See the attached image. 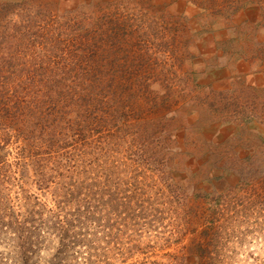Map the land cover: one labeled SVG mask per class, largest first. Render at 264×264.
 <instances>
[{
    "label": "trees",
    "instance_id": "obj_1",
    "mask_svg": "<svg viewBox=\"0 0 264 264\" xmlns=\"http://www.w3.org/2000/svg\"><path fill=\"white\" fill-rule=\"evenodd\" d=\"M120 6L0 0V264H186L156 240L160 201L178 189L179 109L140 57L111 52L127 30L106 51L112 28L128 26L114 23ZM206 231L197 264H223Z\"/></svg>",
    "mask_w": 264,
    "mask_h": 264
},
{
    "label": "rangeland",
    "instance_id": "obj_2",
    "mask_svg": "<svg viewBox=\"0 0 264 264\" xmlns=\"http://www.w3.org/2000/svg\"><path fill=\"white\" fill-rule=\"evenodd\" d=\"M114 1L123 4L114 23L128 26L112 28L113 42L107 44L106 51L113 43L121 44L122 30H127L125 49L111 52L140 57L143 71L151 75V89L164 93L179 109L175 116L180 126L179 155L172 159L178 189L169 192L172 199L160 201L164 222L163 234L156 239L159 253L179 251L186 264H197L199 259L191 249L210 229L221 237L223 264L262 263V2ZM258 166L263 167L259 174ZM235 170L243 172L245 182ZM206 194L219 200L214 211L197 197Z\"/></svg>",
    "mask_w": 264,
    "mask_h": 264
}]
</instances>
